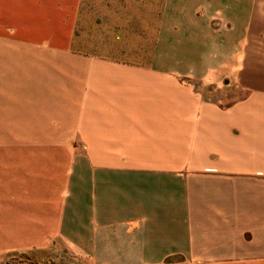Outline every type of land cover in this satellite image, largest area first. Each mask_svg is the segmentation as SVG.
<instances>
[{"label": "crops", "instance_id": "obj_1", "mask_svg": "<svg viewBox=\"0 0 264 264\" xmlns=\"http://www.w3.org/2000/svg\"><path fill=\"white\" fill-rule=\"evenodd\" d=\"M86 2L0 0V49L49 71L36 104L67 108L51 120L60 155L91 157L40 190L55 198L9 214L1 248L61 243L80 264H264V0H163L142 29L150 54L131 61L78 46ZM141 154L184 160L112 158ZM137 173L156 182L139 191L125 180Z\"/></svg>", "mask_w": 264, "mask_h": 264}, {"label": "rangeland", "instance_id": "obj_2", "mask_svg": "<svg viewBox=\"0 0 264 264\" xmlns=\"http://www.w3.org/2000/svg\"><path fill=\"white\" fill-rule=\"evenodd\" d=\"M162 4L163 0H87L80 17L81 30L84 32L80 34L78 46L96 54H104V50L115 56L123 53L128 57L123 60L127 61H131V57L136 55L143 54L146 57L150 54L154 38L147 35L145 30V33L142 32V29L147 25H158ZM135 31L139 32L138 35H135ZM7 54V51L0 49L1 244L5 238V221L9 216L18 212L20 207L27 209L30 205H37L28 201L55 198L57 193L46 195L40 190L46 185L62 186L65 175L74 162L85 163L91 158L60 155L64 151L62 147H66L63 145L66 140L52 139L53 130L58 125L51 120L66 116L67 108H56L57 112L52 114V108L48 104H36V101L42 100V97L45 99L46 94H50L49 71H40L38 64L29 62L24 70H20L17 60L8 58ZM92 158L99 160L106 157ZM112 158H117L118 164L139 168L172 165L184 160L179 155L167 154ZM131 175H125V180L135 184L139 191H146L149 184L156 182V178L147 176L146 173ZM130 184L120 186L129 187ZM187 185V197L195 201L193 178L187 180ZM25 211V214H31L28 209ZM2 248L0 246V264H80L61 243L43 250L34 246H27L25 249ZM165 263H173V260Z\"/></svg>", "mask_w": 264, "mask_h": 264}]
</instances>
